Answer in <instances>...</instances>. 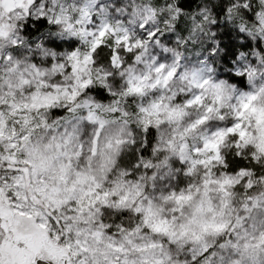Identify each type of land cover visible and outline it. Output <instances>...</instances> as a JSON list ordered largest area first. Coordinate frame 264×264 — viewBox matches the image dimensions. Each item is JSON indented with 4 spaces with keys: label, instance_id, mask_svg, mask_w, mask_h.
I'll return each instance as SVG.
<instances>
[{
    "label": "clouds",
    "instance_id": "9594fccd",
    "mask_svg": "<svg viewBox=\"0 0 264 264\" xmlns=\"http://www.w3.org/2000/svg\"><path fill=\"white\" fill-rule=\"evenodd\" d=\"M244 3L249 12L255 8L264 13V0ZM222 5L231 9L228 27H237L242 17L240 0H53L59 24L52 18L47 25H40L39 31L37 23L27 20L18 25L20 34L27 32L19 54L11 53L12 61L5 59L0 65V80L5 85L0 89L3 118L11 121L21 115H9V105L23 108L25 103H47L44 97L50 89L41 87V81L60 85L56 90L59 103L52 108L30 107L24 116L29 128L44 119L50 125V129L37 128L33 140L59 138L65 128L69 132L75 128L76 136L67 151H79L77 145L83 144L81 168L96 177L103 191L115 194L108 197V210L98 205L100 213L94 216L97 228L103 222L101 232L112 229L103 238L89 240L101 258L117 255L106 247L111 235L115 243L126 248L124 259L129 264H206L209 260L216 264L222 254L220 237L203 234L196 223L188 224L201 201L206 208L209 200L219 208L223 200L230 199L235 212L230 211L224 219L248 216L243 208L252 199L259 198L264 204V153L256 142L246 145L238 137L226 136L220 143L218 160L210 159L215 153L204 149L206 140L216 139L215 132L226 129L233 116L227 99L231 90L239 93L250 87L247 79L241 83L230 78L234 70L223 59L228 53L218 38L225 31L227 15L218 16ZM4 23H8L7 13ZM233 38L237 59L249 52L253 58L264 56L260 51L264 39L259 47L253 39L252 48L245 49L239 47L247 43L244 35L237 37L233 31ZM0 49L8 54L7 39L0 40ZM74 52L76 58L69 59ZM228 60L235 63L231 55ZM37 63L41 74L24 67ZM161 64L164 71L157 72ZM173 69L175 73L165 81ZM22 72L28 73L34 92L20 85ZM206 79L209 83L201 89L199 85ZM221 81L225 87L214 86ZM133 86L143 91H133ZM201 93L203 106L188 107V100ZM33 95L38 97L35 101ZM217 95L224 97L223 121L215 112L206 113ZM216 107H220L219 102ZM90 113L92 119H88ZM206 114L208 121L197 124ZM22 127L23 119L17 131ZM97 133L99 150L89 167V149ZM227 178L233 180L228 186L229 198L214 183ZM79 189L78 185L75 193L61 195L76 199L81 195ZM173 193H191L194 198L177 203ZM123 197L127 199L121 203ZM84 218L89 219L86 227L91 228V218ZM163 218L175 236L153 231L152 226ZM244 223L251 226V221ZM185 228L187 235H181ZM205 242L216 252L215 258L211 253L202 254ZM223 255L228 256L227 250Z\"/></svg>",
    "mask_w": 264,
    "mask_h": 264
},
{
    "label": "snow or ice",
    "instance_id": "6c2138e0",
    "mask_svg": "<svg viewBox=\"0 0 264 264\" xmlns=\"http://www.w3.org/2000/svg\"><path fill=\"white\" fill-rule=\"evenodd\" d=\"M232 2L233 0H228V3ZM240 5L242 17L235 28L228 27V21L232 19L231 9L223 5L218 9V16L227 13L225 31L218 38L220 47L227 49L228 55H231L232 61H235V63L229 62L228 55L223 58L228 67L234 70L235 74L230 73V78L239 79L241 83L247 79L250 87L239 93L232 89L228 95L227 99L230 101L228 107L233 116L228 119L226 129L215 132L216 139H208L204 143L206 151L215 153L210 157L213 160L220 159V143L229 135L238 137L246 145L256 142L257 149L264 153V56L253 58L254 54L249 52L248 55L241 54L237 59V45L233 38V31H235L237 37L244 35L247 40L246 44H241L239 47L251 49L253 39L257 41V47H259L261 40L264 39V13H258L255 8H252L251 12L247 11L249 5L244 3V0H240ZM5 13L8 14L7 24L4 23ZM52 18H55L53 0H0V40L7 39L9 45L6 56L4 50L0 49V65L5 59L12 61L11 53L19 54L23 36L27 35V32L20 34L19 24H23L25 20L29 23H37V31H39V26L47 25ZM55 23L59 24L60 20L55 18ZM5 28L8 29L7 32ZM100 35L102 37L104 33L101 32ZM99 43L98 40L97 44ZM260 51L264 52V48ZM75 58L74 52L69 59ZM17 64L19 65V62ZM24 67L35 74H41L38 63ZM156 71L163 72L164 65L161 64ZM174 73L175 69L168 72L164 77L165 81ZM19 83L23 87H28L29 91H35L34 86H30L31 79L28 73L20 74ZM208 83L209 80L206 79L199 87L203 89ZM40 86L50 89L44 97L48 102L38 106L35 103L31 106L25 103L23 108L15 104L9 105V115L16 116L17 112L21 114L16 119L11 121L4 119L2 110L4 106L0 105V264H129V261L124 259L127 255L126 248L115 243L113 236L107 237L109 243L106 245L108 249L117 253L111 259L107 254L102 258L99 257L98 250L89 244L90 239L103 238L105 233H112L111 228L101 232L103 222L101 221L100 227L97 228L94 216L100 213L101 209L98 205H102L104 211L108 210V197L115 194L103 191V186L96 177L89 175L81 168L83 144L77 145L79 151L73 150L71 153L67 151V145L73 142L76 136V129L73 128L69 132L65 128L59 138L49 136L33 140V133L37 128L50 129V125L44 119L29 128L30 122L24 116L25 111L30 107L52 108L54 104L60 102L56 92L60 85L41 81ZM214 86L225 87L223 81ZM4 87L3 81L0 80V89ZM84 87H87V84ZM133 91L142 92L143 89L133 86ZM67 94L65 92V95ZM37 98L36 95L32 97L33 101ZM204 99L203 93L195 95L188 100L187 106L197 104L203 106ZM217 102L220 107H216ZM223 104L224 97L217 95L215 100L207 106L206 113L215 112L218 120L223 121ZM65 111L68 109L65 108ZM21 119H23V127L18 132ZM88 119H92L91 113ZM208 119L209 116L206 114L197 121V124H204ZM98 150L99 133L89 149V167L92 159L97 156ZM199 151L197 149V152ZM205 183L207 184L208 181ZM214 183L219 184L225 198L231 196L228 191V186L233 184L231 178ZM78 185L81 193L78 198H65L61 195L69 191L75 193ZM249 187L251 188V184ZM172 195L177 203L191 201L194 198L191 193H173ZM126 199L127 197L121 198V203ZM262 208L264 204L259 198H255L244 205L243 211L249 213L248 216L233 215L224 219L230 211L235 212L231 208L230 199L223 200L219 208L210 200L206 208L204 201H201L195 210L196 214L189 218L188 224L196 223L203 234H215L220 237L222 242L218 244V247L222 254L216 259V264H264V219H261L264 217V211L261 210ZM137 212L139 213L140 209H137ZM148 212L150 214L151 210L149 209ZM197 214L202 215L203 219H199ZM84 217L91 218L93 225L91 228L86 227L89 219ZM245 220L251 221L250 227L244 223ZM164 225H169L167 218L153 225V231L163 232L169 237L176 235L174 231H169L170 225L168 228ZM181 235H187V228ZM225 236L227 239H224ZM127 242L132 243L131 240ZM225 250L228 256L223 255ZM201 252L204 256L211 253L212 257H216V252L207 242L203 244ZM206 264H213V262L209 260Z\"/></svg>",
    "mask_w": 264,
    "mask_h": 264
}]
</instances>
